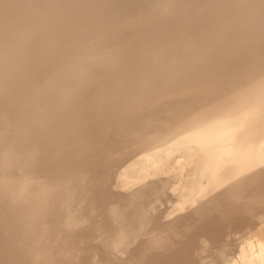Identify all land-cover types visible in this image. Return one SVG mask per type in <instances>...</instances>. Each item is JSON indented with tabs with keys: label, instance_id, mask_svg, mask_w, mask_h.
<instances>
[{
	"label": "bare ground",
	"instance_id": "1",
	"mask_svg": "<svg viewBox=\"0 0 264 264\" xmlns=\"http://www.w3.org/2000/svg\"><path fill=\"white\" fill-rule=\"evenodd\" d=\"M120 1L0 0V264H55L49 248L56 247L61 221L70 222L75 212L97 215L92 197L100 193L96 181L102 175L95 178L100 171L96 176L93 173L94 178L88 174L92 178L87 185L81 181L88 175L81 176L80 165L103 163L104 155L95 152L115 143L119 153L134 155L139 149L141 153L154 146L161 150L162 145L194 142L188 147L196 156L195 171L201 181H193H199L211 195L218 189L224 191L226 204L232 199L240 202L249 194L250 201L244 199L249 203L242 200L244 204L237 205L235 201L238 207L233 209L245 210L263 222L264 0H123L127 14L121 20L107 10L109 4ZM77 4L84 8L76 11L73 6ZM241 9L243 15L234 23L232 16ZM87 22L95 26L88 28ZM168 106L169 113L152 114L157 117L155 124L127 125L140 111L154 113ZM22 136L29 138L15 146ZM206 153H210L208 158ZM94 154L98 159L92 161ZM78 164L81 175L74 177L88 187L84 194L80 190L82 195L72 192L75 178L71 181L67 175ZM168 178L160 182L173 180ZM163 187L159 191L165 193ZM143 189L138 192L146 196ZM130 193L134 198L135 191ZM114 194L118 206L114 204L117 208L111 216L116 214L127 224L125 219L135 211L133 200L126 199L130 194L116 199ZM100 196L94 197L100 200ZM140 196V203L150 197L143 195L142 200ZM73 198L80 202L76 209L67 207ZM139 218L143 222L145 217ZM113 219L121 225L114 217L109 220ZM137 224L134 219L130 231L122 228L127 237L128 232L132 236L145 232ZM116 233L114 238L110 235L113 241Z\"/></svg>",
	"mask_w": 264,
	"mask_h": 264
},
{
	"label": "rangeland",
	"instance_id": "2",
	"mask_svg": "<svg viewBox=\"0 0 264 264\" xmlns=\"http://www.w3.org/2000/svg\"><path fill=\"white\" fill-rule=\"evenodd\" d=\"M112 1H115V0H112ZM122 1L123 0H121L120 2L115 3V4H109V5H111V9H107L109 11V14H110V12H112L113 15L120 20L123 19V17L127 14L126 12H123ZM73 8L74 9L76 8V11H80L84 7L80 4H77V5L73 6ZM74 9H72L70 12L74 11ZM93 10H95V8H90L88 11H93ZM238 11L239 12L237 15L232 16L231 20H234V23H236L243 15L242 9L238 10ZM235 12H237V11H235ZM89 16H90L89 13H87V15L85 17L88 18ZM128 17H129V15L123 21H126L128 19ZM68 22L73 23L74 19H71L68 16ZM85 26L88 28H92L95 25L91 22H87ZM22 56L25 57L24 53H22ZM39 73H40L39 70L36 71V74H39ZM49 88H51V85L45 86L44 90L45 91L49 90ZM173 100H175V99H173ZM59 106L61 108H66V105H62V103H60ZM169 111H170V106L155 110L154 113L150 112V111H145V112L140 111V112H138L132 116V118L130 119L131 121H128L127 125L130 126L131 128H133L134 126H138V125H141V126L152 125V124H155V122H153V121H155L157 119V117L155 115H152V114L160 113L162 115V114L169 113ZM84 115L85 114H82L81 116H79L78 121ZM60 127H61V125H59L57 127V129H59ZM159 136H162V134H160ZM27 138H29V137L28 136L19 137L18 139H16V142L14 145L17 146L19 143L23 142V140H25ZM122 138L124 140L125 135H123ZM189 142H191V141L183 142V144H179V145H175V146H170L171 148L168 147L167 145H162L161 150H160V147L154 146V147H151L149 149H141L142 150L141 153H139V151H140V149H139L138 152H136L137 155L134 152H133L134 155L132 153L131 154L119 153L118 149L116 148L117 147L116 143L115 144H109V146H107L108 148L107 147L106 148H99L98 151L95 152V154L104 155V158H105L104 161L105 160L110 161V159H111L112 162L110 161V163L107 164V162H109V161H107V162L103 161V163L100 164V162H98V163H96V165L93 164L94 163L93 162L91 165H86L85 168H84L83 164L82 165L78 164V166H76L77 169L76 168L73 169L75 171L77 170L75 173H73L74 172L73 170H72L73 172L70 171L69 172L70 174L68 173L67 175L68 176L70 175L69 180L72 181V179H74L76 177L75 175L77 173H80L79 171H81V170H83V171H81L82 175H81V173H80V175L83 177H84V175L86 176L88 174L89 175L92 174V176H93L94 172H96V173H94V175L96 176L97 172L100 171V172H98V174L95 178H98L101 175H102L101 177L104 178V176L107 174V172L112 169V171H110L111 173L109 172V175L111 178L110 181L107 179V178H109L108 174L104 178V181L101 177H100L101 180H100V178H98L100 181H102V183L99 182L98 179H96V180H98V181H96V186H99L97 188H99L98 191L100 193L97 192V188H95L96 191L94 193H98L96 195L97 196L101 195V196H100V200H99V199H97L98 197H96V198L94 197V196H96L94 194L92 198L93 199L95 198V201L93 199H92V201L95 202L97 207H98L97 212L95 213L97 215L92 214V216L90 217L91 214H87L88 216H85L86 213H84L85 215L82 216L81 212L80 213L77 212L80 215L79 216L75 212L74 213L75 215L73 214V216H75V217H73L70 220V222L65 223L63 220V222L65 223L64 224L61 221V227L60 228L63 227V229L59 230L60 234L58 233V236L56 235L57 239L54 243L56 247L53 248V246H51L49 248V253L53 257V261H55V264H86V262H87V264H104V263L105 264H264V219L262 222L261 220H259V218H256L257 216L254 217V216H252L251 213L246 212L245 210H243V212H241V211L239 212V210L236 211L237 210L236 208H235L236 210L233 209V207H236L238 204L243 205L244 203H246L247 202L246 200L250 201L251 196L248 194L249 197H247V198L244 197V199H246V200L240 199L241 201L244 200L245 202L244 201L241 202L240 200H239L240 202H238V200L237 201L235 200L237 202V205L233 199L231 201L229 200V203L226 204L225 203L226 202V196H225L224 191H222L221 189H218L216 192H214L211 195V194H209L208 190H205V188H203L200 185L199 181H193L194 178H195V180L200 179V177L198 178V176H199L198 173L200 171L197 173L198 175H196L195 170L198 168V166H196L197 165L196 164V156L194 154V151L190 148L193 146L194 142H191L190 144H189ZM188 146H190V147H188ZM111 147H112V149H111ZM108 149H109V151L115 149V151H117V152H115L113 150L114 153L112 151H110L111 152V154H110V153H108ZM156 149L158 151H156ZM148 150H149L150 154L147 153ZM152 150L156 151L155 155L152 154L153 153ZM105 152H107V153L105 154ZM95 154L93 157H91L92 161H93V159H94V161H95V159H98V157ZM206 154H207L206 156L208 158L210 153H206ZM113 155H114V157H113ZM131 155H132V157H131ZM115 156L117 159L115 158ZM227 156H229V155H223L224 158H227ZM108 157H109V159H108ZM136 157H138V158H136ZM112 158H115V159H112ZM132 159H134V161H132ZM113 160H114V162H113ZM105 164H107V165H105ZM79 165L81 166L80 167L81 170L79 169V171H78ZM209 166H210V163L208 162V165H207L208 169H209ZM88 169H90L91 171H89ZM105 171H107V172H105ZM103 172H104V174H103ZM166 174L173 176V177H171L168 175V177L172 178L173 180L175 179V180L174 181L169 180V182H166L165 184H163L165 182V180L168 181V179H169ZM78 175L79 174H77V178H78ZM89 175L87 177H85V178H87L85 180L84 179L81 180L79 178V181L81 180V181L87 183V185H88V183H89L88 179L92 178V176H89ZM165 175H166V178H165ZM263 175H264V171H263ZM68 176H66V177L69 178ZM72 176H73V178H71ZM93 178H94V176H93ZM163 178H165V179L163 180ZM75 180H74L75 184L71 183V184H74L73 185L74 188L71 186V184L68 185L69 187L71 186V188L73 190L72 192L73 193L79 192L80 195H82V193L83 194L86 193L87 189H88L87 185L82 182L84 185H86L84 187V185L82 186V183H80L81 181L80 182L77 181L76 178H75ZM146 180H147L146 183L149 182V186L147 184H145ZM65 181L68 184V179ZM106 181L109 182V183L107 182L108 183L107 185H110V186H106ZM140 181H143L144 183H141ZM150 181L153 184H151ZM156 181H159L158 184L161 183V185H160L161 188H162V186L165 185V188L167 189V186H169V184L171 185V187L169 186L170 187V188L168 187L169 190L167 189L168 191L166 190L164 193V192H162L163 190L161 188H159V185H157ZM160 181H164V182L162 183ZM170 181H172V183H170ZM200 181H201V179H200ZM97 182H99L100 184L98 183V185H97ZM103 182H105V184ZM136 182H138V183L140 182L139 185L141 184V186H144V184H145L148 187L144 186V187H141V189H140V186ZM194 182H195L197 187L200 186L201 188H196V186L194 185ZM77 183H78V185H80L79 187H78ZM154 183H156L155 184L156 189L154 188L155 187ZM167 183H169V184H167ZM166 184H167V186H166ZM263 184H264V182H263ZM75 185H77L76 186L77 188L75 187ZM102 185H104V186L102 187ZM68 186H67V189H68ZM71 188H69V189H71ZM101 188H103V189H101ZM143 188H145V189H143ZM149 188L153 189L155 191L156 190L159 191L161 189L162 194L159 191L158 192L160 194V196H159V194H157V192L155 193V191H148V190H150ZM165 188L163 187L164 190H165ZM191 188L193 190L196 189L195 192L192 191ZM202 188L204 191H206L205 193L203 192ZM142 189H143V193L145 191H147V192H145L147 194L146 195L147 197L145 196V194L140 193L142 191L138 192L139 190H142ZM243 189H247V188H243ZM80 190H81V192L83 190L86 192L83 191L81 193ZM107 190L110 191V194H108ZM103 191H104V193L105 192H107V193L103 194ZM130 191L131 192L135 191V196L137 194L136 198H138V199H136L135 196L133 198L132 195H134V193L132 194V193H130ZM246 191L247 190H245L244 193ZM118 192H120L121 194L120 193L117 194ZM197 192H198V194H197ZM150 193L151 194L154 193V194L151 195ZM113 194L115 195V199H116V196L121 197V195H123L125 197V196H129L127 194H130V196L127 197L126 199H129L131 197L129 199L131 201L128 200L129 203L132 202V200H133V202L131 204L135 205V211H133V213H132V218L133 217L134 218L132 219L130 217L131 215L128 218L129 221H127L128 219L126 218L125 222H127V224L124 223L123 222L124 220H121V218H120L121 221L119 220V217L116 218L117 217L116 214L115 215L112 214L114 216H111V213L116 212L115 209L117 207L114 208V206L115 205L118 206V201L114 200ZM140 194H141V196H140ZM143 195L145 196V199L148 198L150 195V197H149L150 199L148 198L149 200L148 199L145 200ZM154 195L156 196L155 198L152 197ZM161 195H163V196H161ZM138 196H140V197L143 196V199L142 198H140V199L145 200V201H142L144 204L140 203L141 200H139ZM74 199L75 198L69 199L70 201L67 202V204L69 203L68 204L69 206H67L68 208L69 207L71 208V206H73L72 208L76 209V207L78 205V203H76V202H79L80 198L79 197L77 198V200H79V201H75L76 199L75 200ZM135 199L137 201L139 200L140 202L138 201L139 202L138 203L135 201L136 202L135 203L134 202ZM194 199H196V200H194ZM97 201L99 202V204L101 202H104V201L105 202H104V204L101 203L100 204L101 206H100ZM192 201H193V203H192ZM72 203H75L74 204L75 206L70 205ZM133 203H135V204H133ZM247 203H249V202H247ZM224 204L226 205L225 207H224ZM230 204H232V205L234 204V205L232 206ZM140 205H141V207L138 208L137 206H140ZM143 205H145V206H143ZM100 207L102 208V210ZM105 207L110 208V211H109V209H105ZM142 207H143V209H142ZM193 207H195V208H193ZM111 208H113V212H112ZM217 208H218V210H217ZM230 208H232V211L229 210ZM20 209H21V207L19 206L18 210H20ZM226 209H228V210H226ZM104 210H106V211H104ZM136 210H138L137 211L138 213L136 212ZM219 210L220 211L223 210V212H220ZM98 211H100V212L98 213ZM207 211H209V212H207ZM104 212L107 215L110 212L109 213L110 216L109 215L108 216L107 215L102 216V215H104ZM134 213L136 215H134ZM137 214H138V217H135V216H137ZM201 214H203V217H200ZM212 214H213V216H212ZM141 215H142V217L144 216L146 218V220H144L145 218L143 219V222H142V220H139V219H141V218H139V216L141 217ZM226 215H229V216H226ZM225 216L227 217V219L223 218L224 219L223 220L222 217H225ZM93 217H95V218L92 219ZM109 217H111V218H109ZM112 217H114L115 219H118L121 222L122 226L120 225V223H117L118 221L115 222L114 219L112 222L111 221ZM147 217H149V218H147ZM198 217H200V218H198ZM206 217L208 219H205ZM136 218H138V221L136 220ZM63 219H64V217H63ZM109 219H111V220H109ZM134 219H135L136 224H137V222H139L138 223L139 225L137 224V226L141 229L144 228L143 230H145V232H142L141 234H137V235L135 234V236H132L130 234V232H128L130 237L132 238V239L128 240V238H130V237L126 236V235H128L126 232L128 230L130 231L129 224ZM144 221H146V222H144ZM128 222H129V224H128ZM100 223L105 224V225H102ZM123 223H124V225L126 224V227H124ZM117 224H119V225H117ZM85 225H87V226H85ZM116 225H117V227H116ZM144 225H146V226L143 227ZM111 226L115 227L116 231ZM119 226H121L120 227L121 229L119 228ZM122 228H124V230H126L127 228L128 229L125 232V231H123ZM98 229H100V230H98ZM109 229H114V230H109ZM186 229H189V230H186ZM117 230H119V231H117ZM95 231H97V232H95ZM108 231L109 232L111 231V233H109ZM113 231H114V233H116V232L118 233V235H117V233L115 234V238L120 239L122 237V239H124V240H122V239H120V240L125 242V243H123V242L119 243L120 240H118V239H117L118 242L116 239H115V241H113V239L111 238L114 235ZM120 231H121V233H119ZM107 232L109 233V235H107V236L110 237L112 240H110V238L107 239L108 238L106 236V234H108ZM149 232H150V234L152 232L153 235L148 236V235H150V234H148ZM179 232H180V234H179ZM182 232H183V234H182ZM63 233H64V235H63ZM119 234H122V235H119ZM177 234L181 235V236H178L180 238L178 241H177V239H178ZM91 235H93V236H91ZM110 235H112V236H110ZM99 237H101V238H99ZM124 237H126L127 240ZM176 237H177V239H176ZM113 238H114V236H113ZM163 238H165V239L163 240ZM167 239H169L170 241ZM97 241H98V243H97ZM159 241H161V242L159 243ZM163 242H164V245L159 247V245L163 244ZM114 243H115V245H114ZM165 243H167V244H165ZM98 245H100V248ZM112 245H114V246H112ZM106 246H109V247L107 248ZM122 247H124V248H122ZM98 252H101V253H98ZM94 253L96 256L94 255ZM103 253L105 255H103ZM82 257H83V259H82ZM154 259L155 260L157 259L158 261L157 260L155 261Z\"/></svg>",
	"mask_w": 264,
	"mask_h": 264
}]
</instances>
